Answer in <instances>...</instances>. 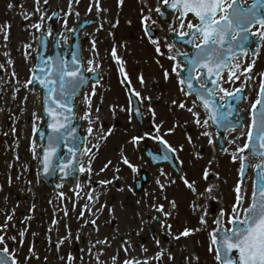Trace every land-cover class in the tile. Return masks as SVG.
Instances as JSON below:
<instances>
[{"label":"flooded vegetation","instance_id":"af4514ba","mask_svg":"<svg viewBox=\"0 0 264 264\" xmlns=\"http://www.w3.org/2000/svg\"><path fill=\"white\" fill-rule=\"evenodd\" d=\"M252 3L253 0H244L242 6L247 8ZM258 29L259 25H255L251 31ZM171 34L176 35L168 31L165 38L174 45L172 55L193 51ZM157 36L154 30L152 38ZM99 42L97 36L82 37L86 72L101 73L99 82L89 83L75 101L83 148L79 150V134L71 137L52 158L47 173L43 170V148L47 150L51 121L37 110V97L29 93L32 89L24 80V87L15 94L0 98V249L6 248L15 264H188L189 256L181 247L176 251L175 243L195 246V238L181 235L186 224L169 207L170 200L178 194L175 182H179V175L171 164L176 159L181 164V127L176 126L173 110L166 108L181 92L186 99L194 101L195 97L186 93L179 83L180 76L173 81L176 95L170 88L172 84L157 80V84H150L149 73H155L154 65L144 67L142 60L126 53L111 60L108 49L101 48ZM245 48L247 54L237 51L238 59L232 61L240 65L239 79L229 80L228 72L219 82L229 92L241 89L246 95L245 106H239L234 118L237 122L243 116V127L231 132L247 129L257 99L249 104L247 95L257 94L264 81V41L252 37ZM177 60L180 64V57ZM160 61L156 62L161 65ZM112 64L116 72L110 68V74H106ZM249 66L251 70L245 71ZM177 71L180 73V68ZM197 82L203 84L205 80ZM220 97H224L223 92L216 98L224 107L227 97ZM41 129L43 142L39 138ZM157 136L176 151L166 149L159 139H154ZM165 154L166 160L162 159ZM124 158L132 167L124 163ZM66 164L74 166L67 175L60 170ZM81 166L85 171L79 170ZM183 211L186 222L189 210Z\"/></svg>","mask_w":264,"mask_h":264},{"label":"rangeland","instance_id":"374dc122","mask_svg":"<svg viewBox=\"0 0 264 264\" xmlns=\"http://www.w3.org/2000/svg\"><path fill=\"white\" fill-rule=\"evenodd\" d=\"M162 2L163 0H122V3L121 0H47V2L45 0H0V71L3 70V75H0V98L15 94L18 88L24 87V79L35 63L31 59L32 57L34 59L38 53L39 37L49 31V18L55 9L60 10V18L57 23L59 33L73 30L76 15L80 18H99L100 26L89 29L85 37L89 39L99 37V46L108 49L107 55L111 60L126 53L127 56L130 54L138 61L142 60L141 63L144 67L149 68L154 65L153 68H156L154 70L158 72V75L151 71L149 73L151 76L148 78L149 83L157 84L156 82L162 83L164 81V85L172 84L170 88L176 95L177 91L173 81L178 75L172 69L177 62L168 58L172 55V51L170 52L168 49V45L171 43L165 38V34L170 28L188 31L187 23L189 21L196 23V21L188 16L184 21L185 27L180 29V22L176 19L177 14L168 13L167 18L173 24L169 25L163 22L159 16V12L162 11ZM157 9L160 11L158 12ZM145 24H149L158 31L159 36L155 39H147L141 33L144 32L143 26ZM65 41L66 39L62 38L60 44ZM153 41H157V43ZM157 47H159L160 52L156 51ZM131 48L134 49L130 51ZM155 60H161L165 72L169 67V73L173 77L168 74L165 79H161L163 70L162 68L159 69L160 63L156 62L155 65ZM114 67L112 64L107 68L106 74H110L108 72L110 68L116 72ZM254 76L259 78L257 72L254 73ZM259 83L260 79L258 80ZM29 93L35 97L39 94L34 90L29 91ZM248 97L250 99L249 104H251L252 100L256 98V93L250 92ZM180 104H183L184 107H180ZM168 110L171 111V108ZM172 115L177 127H183L185 131L187 128L186 132L182 128L179 129V148L186 154L182 156L190 164L188 167L186 166V171L190 170V172L179 181L178 194L170 200L169 207L177 216L181 217L183 214L185 218L186 213L183 210H190L203 196L201 202L198 203V213L195 215V219L205 228L197 233L196 238L192 240L197 250L190 243L185 242L183 244L181 241H176L174 249L178 250L181 247L183 254L189 256L191 264H196V262L197 264H219L211 233L217 226L214 221L218 218L221 225L229 226L230 217L228 213L236 202L235 189L239 183V160L242 153L239 149L243 148L246 143L247 130L229 133L227 136V153H220L216 152L218 150L214 142L212 144V138L210 139L211 146L208 149L203 137L193 142L188 135L192 129L191 125L194 127L191 133L194 134L200 131L199 127L205 129V126H209V123L204 124L205 120L208 121L206 112L195 101L186 99L181 94L179 98H175ZM198 120L199 123H197ZM214 148L216 151L213 150ZM209 174H214V176L207 184ZM189 185L191 186L189 187ZM208 189L211 191L209 192ZM251 194L252 177H249L241 189V195L245 197L244 208L248 207ZM222 211L225 213L224 216L220 215ZM242 212L241 209V214ZM201 217L206 223H201ZM195 219L190 216L186 219V229L190 230V234L186 236L188 238H192L195 229L200 227ZM196 253L201 259L199 262Z\"/></svg>","mask_w":264,"mask_h":264},{"label":"snow or ice","instance_id":"6c2138e0","mask_svg":"<svg viewBox=\"0 0 264 264\" xmlns=\"http://www.w3.org/2000/svg\"><path fill=\"white\" fill-rule=\"evenodd\" d=\"M243 3L244 0H163V4L173 10L174 14H178L176 19L180 20V29L185 27L184 20L189 15L197 21L196 23L191 21L187 23L188 31L181 30L178 32V36L181 38L189 37L183 40V43L191 45L193 51L191 53L177 52L170 55L168 58L177 62L172 71L177 72L178 76L180 75L177 69L181 66L177 58L183 57L185 61L183 70L186 71V76L181 78L179 83L186 85L190 90L187 93L188 95L194 94L202 101L204 109L209 111V119L217 125L223 124L225 130L235 127L232 121L227 119L228 116L232 115L233 105L229 101L228 111L222 112L223 104L218 103L216 97L220 92L224 93V97L236 99L238 97H235V93L229 92L220 86L221 74L227 70L230 73L229 80L239 79L237 70L240 69V65L238 63L233 65L232 63L233 60L238 59L237 51L246 55L245 46L252 37L258 36L260 41H264V0H253V3L247 8L242 6ZM157 11L160 10L157 9ZM160 14L163 16L165 13L161 12ZM255 25H259V29L257 32H252L251 29ZM36 27H39V25H36ZM170 30L175 31L174 28H170ZM153 42L157 43V41ZM173 47L174 45H168L170 52ZM156 51L160 52L159 47ZM48 59L52 58L49 57ZM42 63L46 64V61H42ZM254 63L255 61H253V65ZM78 65L77 55L73 53L71 65L61 58L57 63L55 72H43L42 78L36 77L47 90L45 111L53 122L50 126L53 128L54 133L60 132L65 127L60 121L61 119H69L65 113H71L73 99L78 89L85 83V77L80 72ZM250 70L251 66L245 69V71ZM89 71H92V69H89ZM167 75L166 72L165 76L167 77ZM201 77L204 78L205 83L197 84L194 87L193 80L199 81ZM239 91L240 89H236V92ZM224 97H220V99ZM179 106L184 107L183 104ZM189 111H192V109H189ZM220 117H223V121ZM197 123H199V120ZM207 123L208 121L205 120L204 124ZM251 128L255 130V146L246 143L239 151L243 152L245 149L251 148L252 156L258 155L264 160V85L261 87L259 98L252 105ZM88 131L91 132L92 129L90 128ZM253 136V131H249V142L253 140ZM43 138L41 136V139ZM47 139V150L43 156V170L45 173L49 171L52 158L56 155V148L62 142V137L55 135H50ZM133 139L138 140L141 138L134 137ZM154 139H159L166 146V149L172 152L176 151L163 137L157 136ZM162 159H168L167 154ZM124 163L129 164L127 158H124ZM129 166L132 167L130 164ZM70 167L74 170V166L67 164L61 167L60 170L67 175L70 174ZM255 167L258 170L257 181L248 207L244 208L245 197L241 195V187L238 184L235 189L236 202L230 213H228L230 217L228 222L232 227L221 225L219 218L214 221L220 226L211 233L212 242L219 245L216 249V259L219 264H264V163L257 164ZM79 170L81 172L85 171L82 166ZM88 171H91L90 167ZM243 173L244 168L242 167L241 174L243 175ZM208 191L210 192L211 189H208ZM241 209L243 210L242 217L239 214ZM161 210H163L162 206ZM220 215L224 216L225 213L222 211ZM201 223H206L203 217H201ZM217 233L220 234L217 235ZM189 234L190 230L187 229L181 233L182 236H188ZM2 242L3 237L0 236V243ZM3 251L7 252L8 250L5 248ZM0 264H7V261L0 259ZM125 264H129V262L125 261Z\"/></svg>","mask_w":264,"mask_h":264},{"label":"water","instance_id":"95a60500","mask_svg":"<svg viewBox=\"0 0 264 264\" xmlns=\"http://www.w3.org/2000/svg\"><path fill=\"white\" fill-rule=\"evenodd\" d=\"M59 18V10H55V12L53 13V15L51 16V19H50V23L51 24H54L55 20H58ZM93 24V21L91 20H86V21H83V22H79L77 20V26H76V29L74 32H71L70 35L72 36V39H73V43L71 46L67 47L66 50H69V49H72V52L69 56H66V55H63L61 56L59 54V51H58V37L55 36V39H56V42L54 43V54L53 55H47V48H48V36H45L43 35L42 38H41V41H40V53L37 57V65L35 67V71H34V74L32 76V85L33 86H36L38 88V90H41L43 92V96H44V111H45V108H46V105H45V95H46V88L40 83V81L38 79H36V77H43V72H48V71H52V72H55L56 70V66H57V63L59 61V59L63 58L69 65H71L72 63V56H73V53H75L77 55V58L79 60V70L81 73H83V67H82V62H81V51H80V44H79V32L82 31L84 29L85 26H90ZM49 57H51L52 59H48ZM42 61H46V64L45 63H42ZM84 75V73H83ZM54 78V77H53ZM87 83V79L85 78V83L82 87H80L77 91V94L75 95L78 96L79 93L81 92L82 88L85 87ZM74 97V99H75ZM74 99H73V102H74ZM46 113V111H45ZM65 115H67L69 117L68 120H63L61 119L60 123L64 124L65 127L62 128L60 130V132L58 133H54L53 132V129H52V135H55L57 137H62V142L61 143H65L66 139L71 137L73 135V131H75V128L74 125H73V117H74V113H73V105H72V111L71 113H65ZM53 123V122H52ZM251 131H253V140L251 142H248V143H251L253 146H255L256 144V141H255V130L254 129H251ZM59 143V146L60 144ZM251 151L252 149L251 148H248V149H245L244 150V156H243V162H242V167L244 168V173L243 175L241 174V181L242 183H245L246 180H247V176L253 172L254 174V185L257 181V168L253 169V162L257 159H259L261 161V163H264V160L261 159V157H259L258 155L257 156H252L251 155ZM260 163V164H261ZM220 234V233H219ZM219 245L216 244V249ZM0 259H4L7 261V264H13L12 261L6 256L5 253L1 252L0 251Z\"/></svg>","mask_w":264,"mask_h":264}]
</instances>
